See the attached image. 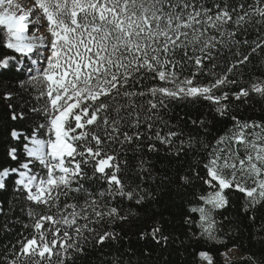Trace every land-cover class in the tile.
Instances as JSON below:
<instances>
[{"label": "snow or ice", "instance_id": "obj_1", "mask_svg": "<svg viewBox=\"0 0 264 264\" xmlns=\"http://www.w3.org/2000/svg\"><path fill=\"white\" fill-rule=\"evenodd\" d=\"M254 62L264 0H0V77L15 74L0 78V264H147L172 237L163 212L141 210L174 195L181 244L230 260L237 193L264 246V116L238 115L264 102ZM201 103L211 119L176 111ZM134 223L139 254L122 243Z\"/></svg>", "mask_w": 264, "mask_h": 264}, {"label": "trees", "instance_id": "obj_2", "mask_svg": "<svg viewBox=\"0 0 264 264\" xmlns=\"http://www.w3.org/2000/svg\"><path fill=\"white\" fill-rule=\"evenodd\" d=\"M249 65L248 71L245 73V79L249 75H259L264 69L259 68L258 66ZM2 78L6 83L14 81L15 74L12 72H5ZM3 107L0 106V115L3 114ZM176 111L180 114L189 113L193 117L201 114H206V118L211 119L210 114H207V109L204 107L203 103L197 105H179L176 107ZM238 115L241 119H258L261 116H264V102H260L258 99L253 100L252 105L242 109ZM231 127L230 121L225 122H215L211 126V136L209 139L215 136L224 135L228 133L229 128ZM3 148V143L0 142V150ZM167 162H165L166 164ZM163 166V165H161ZM175 167L174 165L172 166ZM239 195L234 193L230 199L232 200L233 206L225 211V215H228L234 222L230 225L227 221H224V230L225 232L232 230V234L228 239L227 245L224 247H229L231 245H237L238 247L232 248L236 250L240 257L229 264H245L242 257L253 255L256 258L257 264H264V246L257 242L258 237L254 234V229H252L246 221H242V218L239 214L238 207L239 202L236 200V196ZM153 211L163 212L165 220V231L172 237L167 249H154L152 259L147 261V264H194L192 252L194 249L210 250L216 257L217 264H226L223 260V257L219 256L218 253L223 248L214 247L211 244H206L203 241L200 242H185L181 244L182 240H185V226L182 224V208L181 200L178 196H175L172 199L165 198L164 206L160 208H147L142 209L141 220L147 222V219H150ZM259 218H264V209L260 210L257 213ZM170 222V223H169ZM240 225V231L236 232L234 230L235 225ZM140 225L134 223L131 226V231L129 232V239L123 241L124 247H132L137 254L143 249L144 243L137 241L136 237L132 235L139 230ZM122 250V249H121ZM98 254H92V260L90 264H98L96 256ZM137 257H133V264Z\"/></svg>", "mask_w": 264, "mask_h": 264}, {"label": "rangeland", "instance_id": "obj_3", "mask_svg": "<svg viewBox=\"0 0 264 264\" xmlns=\"http://www.w3.org/2000/svg\"><path fill=\"white\" fill-rule=\"evenodd\" d=\"M228 257H230V260H226L223 258V260L226 264H229L230 262L238 259L240 257V255L236 250H231L228 252Z\"/></svg>", "mask_w": 264, "mask_h": 264}]
</instances>
